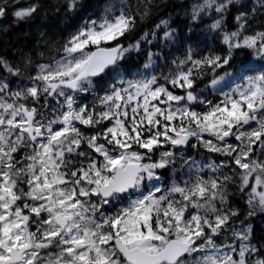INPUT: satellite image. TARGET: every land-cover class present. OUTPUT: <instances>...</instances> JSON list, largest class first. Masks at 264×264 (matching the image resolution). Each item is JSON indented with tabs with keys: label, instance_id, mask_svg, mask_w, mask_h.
Here are the masks:
<instances>
[{
	"label": "snow or ice",
	"instance_id": "1",
	"mask_svg": "<svg viewBox=\"0 0 264 264\" xmlns=\"http://www.w3.org/2000/svg\"><path fill=\"white\" fill-rule=\"evenodd\" d=\"M0 264H264V0H0Z\"/></svg>",
	"mask_w": 264,
	"mask_h": 264
},
{
	"label": "flooded vegetation",
	"instance_id": "2",
	"mask_svg": "<svg viewBox=\"0 0 264 264\" xmlns=\"http://www.w3.org/2000/svg\"><path fill=\"white\" fill-rule=\"evenodd\" d=\"M2 47H3L2 40H0V48H2Z\"/></svg>",
	"mask_w": 264,
	"mask_h": 264
}]
</instances>
